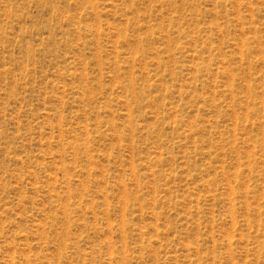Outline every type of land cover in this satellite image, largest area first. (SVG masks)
Instances as JSON below:
<instances>
[{"label": "rangeland", "instance_id": "1", "mask_svg": "<svg viewBox=\"0 0 264 264\" xmlns=\"http://www.w3.org/2000/svg\"><path fill=\"white\" fill-rule=\"evenodd\" d=\"M0 264H264V0H0Z\"/></svg>", "mask_w": 264, "mask_h": 264}]
</instances>
